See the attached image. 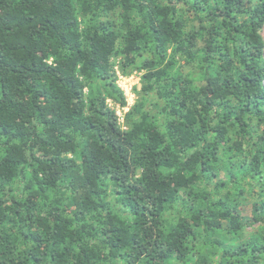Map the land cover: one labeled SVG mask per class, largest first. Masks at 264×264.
<instances>
[{
  "label": "trees",
  "instance_id": "obj_1",
  "mask_svg": "<svg viewBox=\"0 0 264 264\" xmlns=\"http://www.w3.org/2000/svg\"><path fill=\"white\" fill-rule=\"evenodd\" d=\"M263 29L264 0H0V264H264Z\"/></svg>",
  "mask_w": 264,
  "mask_h": 264
},
{
  "label": "rangeland",
  "instance_id": "obj_2",
  "mask_svg": "<svg viewBox=\"0 0 264 264\" xmlns=\"http://www.w3.org/2000/svg\"><path fill=\"white\" fill-rule=\"evenodd\" d=\"M262 35L264 36V29L262 30ZM113 61L119 74L118 84L123 89L127 97V106L121 107L117 104H114L112 101H109V105L116 110L121 128L126 129L128 128L126 123V115L137 103L140 97L139 92L142 88L143 72L131 70L129 74L123 75L120 71V66L123 63V59L119 57L115 58ZM252 203L253 198L251 197H246L243 199V201H241L240 208L242 215L246 220H249L252 217ZM250 231H253V229H249V232Z\"/></svg>",
  "mask_w": 264,
  "mask_h": 264
}]
</instances>
